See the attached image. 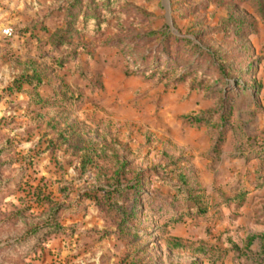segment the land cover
<instances>
[{"label":"rangeland","instance_id":"374dc122","mask_svg":"<svg viewBox=\"0 0 264 264\" xmlns=\"http://www.w3.org/2000/svg\"><path fill=\"white\" fill-rule=\"evenodd\" d=\"M65 1L0 0V264H264V3L85 0L56 37Z\"/></svg>","mask_w":264,"mask_h":264},{"label":"trees","instance_id":"16d2710c","mask_svg":"<svg viewBox=\"0 0 264 264\" xmlns=\"http://www.w3.org/2000/svg\"><path fill=\"white\" fill-rule=\"evenodd\" d=\"M85 0H67L63 3V8H65V17H64V25H63V29H61L60 27H56V32L53 33L52 35L53 36H56V37H62L64 36L66 33L67 34H75V32H80L82 30H86V31H89L90 30V25H91V20H94L96 22H98V26L99 24H101L102 20L100 19L101 17H98V16H94L92 15L91 13L88 12L89 9H85V6L83 5V2ZM87 2V1H86ZM259 2L261 3H264V0H259ZM107 3L111 4L112 3V0H109ZM102 6L105 5L104 4H101ZM84 6V8H83ZM90 6V5H89ZM96 4H94L92 7H95ZM83 8V9H82ZM89 8V7H88ZM102 18H103V15H102ZM79 20H81V23L79 22ZM248 24V21H246L244 18H242V24ZM60 26H61V22L59 23ZM58 24V25H59ZM81 24V25H80ZM97 25V23H96ZM177 38V36H175ZM182 39H185L186 41H192L190 38H182ZM63 46H66V48H75L76 44L74 46H72L73 44H69V45H66L64 43H62ZM198 46L197 43H192L190 42V46ZM202 49H205L204 51H206L207 53H210V55L212 56V58L215 56V53L214 52H210L209 49L207 48H202ZM216 60H222L221 56L218 55V57L216 58ZM218 67H222V63L220 61H218ZM168 66L166 67H162V65H158L155 70H161V71H165L167 70ZM149 69H151V67H149ZM153 70V69H151ZM222 70H224V68L222 67ZM141 71V66H138L136 65L135 66V70L134 72H139ZM179 78H182V77H179ZM30 82V80H29ZM21 81H17V86L20 87L21 86ZM34 84H37V83H33ZM196 119H200L199 116L196 117ZM220 146L223 147L224 144L220 142ZM254 151L251 153V154H254L253 156L256 157V158H260V159H264V139L262 140H259V141H255L254 142ZM252 156V155H250ZM254 183L257 185V186H260V185H264V172H261L260 170H258L257 168L254 170ZM180 176L182 177V173H180ZM246 190V187H244L243 185H240L237 189H235L234 191V195H238V194H242L244 193ZM201 208V207H200ZM202 209V208H201ZM48 224V223H46ZM51 227H48V225H45L46 228V231H50L53 229V227H55L54 224H50Z\"/></svg>","mask_w":264,"mask_h":264},{"label":"built area","instance_id":"2783aa9c","mask_svg":"<svg viewBox=\"0 0 264 264\" xmlns=\"http://www.w3.org/2000/svg\"><path fill=\"white\" fill-rule=\"evenodd\" d=\"M3 33L5 35H11L12 31H11V29L9 27H5V28H3Z\"/></svg>","mask_w":264,"mask_h":264}]
</instances>
